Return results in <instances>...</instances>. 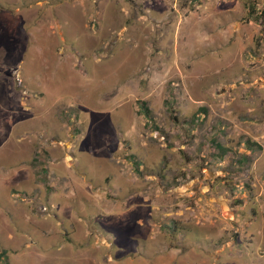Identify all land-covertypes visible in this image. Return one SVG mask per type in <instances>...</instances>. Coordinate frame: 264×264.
<instances>
[{
  "label": "rangeland",
  "instance_id": "obj_1",
  "mask_svg": "<svg viewBox=\"0 0 264 264\" xmlns=\"http://www.w3.org/2000/svg\"><path fill=\"white\" fill-rule=\"evenodd\" d=\"M0 264H264V0H0Z\"/></svg>",
  "mask_w": 264,
  "mask_h": 264
},
{
  "label": "trees",
  "instance_id": "obj_2",
  "mask_svg": "<svg viewBox=\"0 0 264 264\" xmlns=\"http://www.w3.org/2000/svg\"><path fill=\"white\" fill-rule=\"evenodd\" d=\"M248 143V142H247Z\"/></svg>",
  "mask_w": 264,
  "mask_h": 264
}]
</instances>
